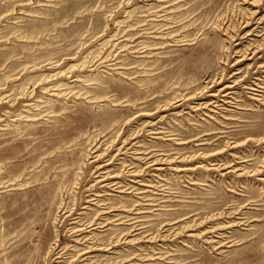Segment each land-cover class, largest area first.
<instances>
[{"label":"rangeland","instance_id":"obj_1","mask_svg":"<svg viewBox=\"0 0 264 264\" xmlns=\"http://www.w3.org/2000/svg\"><path fill=\"white\" fill-rule=\"evenodd\" d=\"M0 264H264V0H0Z\"/></svg>","mask_w":264,"mask_h":264}]
</instances>
